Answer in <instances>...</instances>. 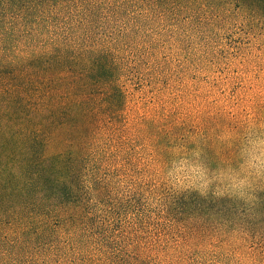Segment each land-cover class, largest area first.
I'll use <instances>...</instances> for the list:
<instances>
[{"label": "trees", "instance_id": "trees-1", "mask_svg": "<svg viewBox=\"0 0 264 264\" xmlns=\"http://www.w3.org/2000/svg\"><path fill=\"white\" fill-rule=\"evenodd\" d=\"M228 28L264 35V0H0V264H192L161 256L134 229L151 197L161 221L194 240L189 250L207 242L264 263V194L248 213L126 170L137 146L157 165L193 140L227 156L218 138L264 123V105L246 117L182 101L128 114L131 101L156 100L186 34ZM115 178L130 179L129 196L113 195ZM122 209L134 210L124 231Z\"/></svg>", "mask_w": 264, "mask_h": 264}, {"label": "rangeland", "instance_id": "rangeland-1", "mask_svg": "<svg viewBox=\"0 0 264 264\" xmlns=\"http://www.w3.org/2000/svg\"><path fill=\"white\" fill-rule=\"evenodd\" d=\"M183 45V51L173 55L171 61L167 63V72L164 70L159 82L156 83L158 88L156 100L145 106L136 104V100L131 101L129 104L131 108L128 109L130 117L135 116L136 111L138 113L148 111L152 114L160 109V106L171 108L181 101V105L192 112L211 107L213 103L218 102L230 110L241 112L244 117L258 106L264 105L263 34H248L236 28H228L227 32L212 37L188 33L183 37ZM164 55L169 57L171 53L164 50L159 54V58L164 59ZM148 74L150 75L151 71H147L145 76ZM128 145L130 148L133 147L131 144ZM127 159L131 165L127 166L126 170L131 176L137 172L150 179L151 184L162 181L158 165L149 162L147 158L145 161L139 146L131 150ZM142 180L144 181L143 178ZM129 181L130 179L115 178L113 195L129 196L131 188ZM121 211L122 213L116 216L115 227L119 229L122 227L124 231L126 225L134 223L132 217L134 210ZM137 211H141V218L146 224L141 226L139 225L141 223L134 224L136 227L133 226L132 229L138 231L140 227L142 233L138 234L139 237L154 245V249H166L164 252L160 250L159 253L161 256L166 253L167 259L183 257L186 261L196 259L192 264H201V261L204 264H211L210 262L214 260H218V264H264L247 253L232 252L226 247L224 251L218 252L207 242H200L198 248L189 250L188 247L194 240L185 241L184 236L178 233L169 221H161L160 209L153 197L143 200Z\"/></svg>", "mask_w": 264, "mask_h": 264}, {"label": "clouds", "instance_id": "clouds-1", "mask_svg": "<svg viewBox=\"0 0 264 264\" xmlns=\"http://www.w3.org/2000/svg\"><path fill=\"white\" fill-rule=\"evenodd\" d=\"M219 144L229 150L209 155L203 143L180 144L158 165L173 195L195 193L204 200H229L253 213L264 194V123L248 122L237 133H225Z\"/></svg>", "mask_w": 264, "mask_h": 264}]
</instances>
